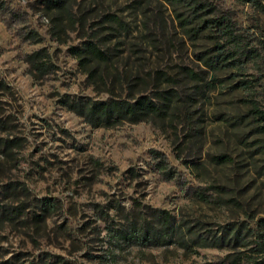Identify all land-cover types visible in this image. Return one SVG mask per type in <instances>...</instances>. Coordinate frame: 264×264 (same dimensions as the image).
<instances>
[{
	"label": "rangeland",
	"instance_id": "rangeland-1",
	"mask_svg": "<svg viewBox=\"0 0 264 264\" xmlns=\"http://www.w3.org/2000/svg\"><path fill=\"white\" fill-rule=\"evenodd\" d=\"M213 1L264 55V14ZM46 2L0 0V264H205L254 247L248 233L246 247H213L209 238L262 230L264 134L236 87L257 70L208 71L199 56L212 39L189 38L176 15H191L182 5L69 0L72 26ZM86 42L108 61L80 65L73 52ZM37 51L51 65L35 78L26 56ZM142 95L171 98L165 118L94 126L81 113ZM159 211L181 227L172 242L129 244L118 235L157 228Z\"/></svg>",
	"mask_w": 264,
	"mask_h": 264
},
{
	"label": "trees",
	"instance_id": "trees-1",
	"mask_svg": "<svg viewBox=\"0 0 264 264\" xmlns=\"http://www.w3.org/2000/svg\"><path fill=\"white\" fill-rule=\"evenodd\" d=\"M170 5H182L190 16L184 13H177V18L183 26L185 33L192 40L199 39L207 33L212 39V50L201 54L200 60L204 63L208 71L222 72L233 71L236 76H245L251 68H255L259 75L243 77L239 80L236 87L246 94L247 101L251 105L250 112L259 125V133L264 134V55L259 47L250 38L247 29L234 17L231 12L224 10L213 0H161ZM241 4L254 7L264 14V3L262 0H235ZM46 7L54 11L58 17V23L67 22L75 26L73 7L69 0H47ZM13 17L19 18L18 14ZM108 20L114 22L118 27L123 28V21L116 15L107 16ZM34 33V32H33ZM75 57L80 65L87 67L91 61L106 62L108 55L93 42H86L83 48L74 49ZM26 61L31 65L34 77L45 73L51 63L46 58L44 51H37L26 56ZM187 72L194 79L200 80L202 77L192 69ZM165 103L158 104L152 98L142 95L135 101L111 100L95 104H89L81 108V113L94 126L104 124L122 123L129 121L138 123L147 121L150 117L165 118L171 106V98H162ZM217 163H227L229 158L218 156L214 158ZM162 173H169L166 165L160 161ZM170 177H173L169 175ZM157 228L137 229L133 226L130 230L118 231L120 238L125 239L129 244L137 245H165L173 241L177 235H182L181 227H176L174 218L164 211H159L157 217ZM262 230L256 231L252 228H227L221 236L211 235L209 238L210 246L222 248L225 245L233 247H246L244 241L246 234L254 237V247L247 250H236L221 261L207 262L205 264H264V219L261 220ZM184 233V232H183ZM113 237H116V234ZM184 235V234H183ZM208 238H205V241ZM187 248L190 244L186 245Z\"/></svg>",
	"mask_w": 264,
	"mask_h": 264
}]
</instances>
